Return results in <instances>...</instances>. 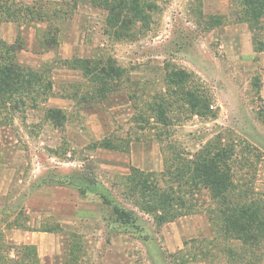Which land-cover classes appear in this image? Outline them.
I'll return each mask as SVG.
<instances>
[{
  "label": "rangeland",
  "instance_id": "1",
  "mask_svg": "<svg viewBox=\"0 0 264 264\" xmlns=\"http://www.w3.org/2000/svg\"><path fill=\"white\" fill-rule=\"evenodd\" d=\"M142 1L145 17L116 18L106 0H0V43L3 24L18 25L19 60L44 74L30 96L14 97L26 106L0 109V262L15 249V228L35 219L36 227L44 221L81 233L72 239V264H175L181 250L185 264H227L225 249L211 244V193L189 185V171L219 143L234 144L238 184L264 199V60L252 55L238 0ZM87 59L114 75L101 76ZM191 87L206 97L200 117L184 98ZM98 88L109 89L105 98ZM51 109L61 110L62 126ZM133 165L163 190L173 185L172 198L189 199L193 212L161 223V212H148L159 205L131 190ZM83 180L84 195L73 188ZM112 200L134 211L135 223H116ZM72 203L81 217L71 219ZM59 235L50 264L65 258ZM24 253L28 264H41L34 250ZM247 254L264 264V246Z\"/></svg>",
  "mask_w": 264,
  "mask_h": 264
},
{
  "label": "trees",
  "instance_id": "2",
  "mask_svg": "<svg viewBox=\"0 0 264 264\" xmlns=\"http://www.w3.org/2000/svg\"><path fill=\"white\" fill-rule=\"evenodd\" d=\"M127 1H132V5H129ZM115 2L116 5H112V3L114 4ZM106 4L109 13L113 14L116 18L119 17V12H125L129 14V16L132 15L136 18H143L146 16L147 12L150 11L148 6L143 5L144 2L142 0H106ZM238 6L241 10L237 15V20L249 24L254 51L256 53L264 52V0H238ZM26 8L28 10L31 9L29 6H26ZM32 15L33 14L30 13V20L35 18V16L33 18ZM114 16L113 23L117 22L118 24L119 21L114 18ZM130 19L131 20H128V24H131L132 18ZM23 50L24 48L18 40L13 44H8L4 41L0 43V100L2 102L0 103V109L1 107H6L7 103L11 105L14 104L13 106L17 107L20 105L26 106V103H23V101L14 103V97L17 94L20 97L23 95L30 96L31 92L39 89L38 86L43 82L44 74L42 71L24 65L19 60V54ZM91 61L93 60L87 59L84 62L86 65L94 63L92 65H95L101 76L109 78L114 75L110 69L107 70L104 65L101 66L103 62L101 63L100 61L102 60H97V62H95L96 60L94 62ZM112 88L114 87H110L109 89ZM96 90L97 92L99 91L98 96L100 98H105L104 92H107L106 88H98ZM92 94L93 93L90 92L87 95L90 97ZM35 97L32 96L30 100H35ZM184 98L189 104L194 116H202L201 112L207 109V103L205 102L206 97L199 88L191 87L188 90L186 89ZM36 104L31 105V107L37 106ZM60 111L61 110L58 109H51L49 111L52 118L51 120L55 119V123L58 126H62L64 123V118L61 117ZM219 144V146H213V148H211L212 151H210L209 154L207 153L206 158L209 157L208 159L200 160L203 166L198 165L193 171H189L193 178L192 184L189 185L194 189L202 187L211 193L212 207L206 211L212 230L214 229L213 231L216 235L215 240H213L211 244H217L214 248H216V246L218 247V245L219 247L221 246L219 253H222L225 249L227 264H256L252 256L248 257L247 253L258 251L264 246V199L247 195L244 186L238 184L234 176L235 171L233 164L237 156L235 148L233 147L234 144ZM102 147L111 149L116 148L110 144L108 145V143ZM132 170L133 175L128 181L132 186L131 190H133V192L137 191L136 193L141 196V198L147 201L151 200L153 204L159 205L160 209L153 207L151 211L148 212H161L162 215L159 217L162 219L161 223L173 222L184 214L193 212V208L188 204L190 203L189 199L180 197V195L179 197L176 196V198H172V193L174 194L175 190L173 185L170 187L167 186L171 189L165 191L157 183L154 184L149 182V174L142 172V177L138 169L134 168ZM198 179L201 183H199L200 181ZM66 183L67 182L58 183V186H73L72 182H68V185H65ZM84 183H88V180H83L80 182L79 186H74L73 188H76L79 193L84 195L87 192V187ZM176 183L174 182L173 184ZM180 186L181 183H178V187ZM112 202L117 205H115L116 208L114 209L116 223L124 225L135 223L136 213L134 211L122 207L119 203H116L117 201L115 202L112 200ZM175 204L180 208L177 209V211L172 207V205ZM103 216L109 223L112 218L111 214L106 215V213H103ZM42 229L48 232H64L61 226L51 227L48 226L47 223L42 226ZM63 234H65L63 242L65 258L62 264H72L70 254L72 252V239L81 241L82 237L76 232H67ZM26 250L31 251L32 249L27 248ZM182 252V250L179 251L176 254L177 256L174 257L175 260H177L175 264H185L184 262L186 261L183 259L184 257L182 258L181 256ZM28 254L25 253L26 259L30 258ZM46 262L50 264L49 260ZM55 264L57 263L55 262Z\"/></svg>",
  "mask_w": 264,
  "mask_h": 264
},
{
  "label": "crops",
  "instance_id": "3",
  "mask_svg": "<svg viewBox=\"0 0 264 264\" xmlns=\"http://www.w3.org/2000/svg\"><path fill=\"white\" fill-rule=\"evenodd\" d=\"M231 6H232V4L229 5L228 8H230ZM13 26H14V31H15L14 36H12L10 33V29L13 28ZM16 31H17V34H16ZM19 32H20V29H19L18 25H13L11 22H5L1 28V35H2L1 38L6 43L13 44L17 41ZM252 55L253 56H255V55L263 56V60H264V52L256 53L253 49ZM263 94H264V91H263ZM196 117H199V116H196ZM143 148H144V146H143ZM134 150H135V147L133 146L131 148V151L134 152ZM158 150H159L158 153H164L165 152V150H161L160 148ZM121 153L122 152H120V151L118 152V154H121ZM133 166H134L133 168L138 169V170L140 168L137 165H133ZM3 201L5 202V199ZM1 202H2V200H1ZM73 207L75 208V211H74V215L71 217V219L72 218L76 219V217H78V215H79V217H81V215L79 213H81L82 207L76 206L75 203L73 204ZM203 219H204V217H203ZM68 220H69V218H68ZM65 221H66V218H65ZM31 222H35V224H34L35 227H31L32 226ZM67 223H69V222H67ZM36 224H37V222L35 221V219H33V220L28 221L27 225H25L24 227H16L15 228L14 233H13L14 234L13 240L15 242L13 244L15 246V249L10 254L8 252V258L6 259V261L0 262V264H20L22 262H23L22 264H28V261L25 258V253H24V251L27 248L35 251V253L38 255V258H39V261L41 264H45V263L47 264L46 259L54 256L55 255L54 253L57 251L56 250V247H57L56 243L59 240V238L57 237V234H60L59 236L61 238V233H62V238H65L63 236L65 234H63V233H67L69 231L67 228H63L64 232H48V231H44L42 229V226L45 224L44 221L39 222L38 227H36ZM204 228L205 229H203V232H206L207 227H204ZM70 232H72V231H70ZM78 234H81V233H78ZM44 240H46L48 242L44 243ZM62 245L64 247L63 242H62ZM51 254H53V255H51ZM42 256H44V258Z\"/></svg>",
  "mask_w": 264,
  "mask_h": 264
}]
</instances>
